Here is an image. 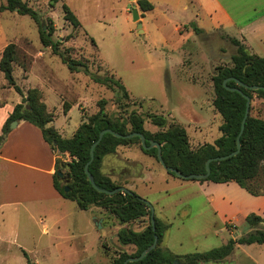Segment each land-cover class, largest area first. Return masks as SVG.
<instances>
[{
    "label": "rangeland",
    "instance_id": "rangeland-1",
    "mask_svg": "<svg viewBox=\"0 0 264 264\" xmlns=\"http://www.w3.org/2000/svg\"><path fill=\"white\" fill-rule=\"evenodd\" d=\"M22 1L37 12L40 21L15 10L0 9V49L8 43L16 46L12 63L15 83L21 91L23 86L42 89L55 125L69 124L72 129L80 114L83 119L94 114L99 109L98 101L104 99L107 114H125L135 109L142 114H161L168 123L180 124L191 149L212 143L221 134V116L208 99L214 96L212 77L216 68L232 64L236 47L221 29L197 34L191 27L183 28L197 23L192 4L188 3L185 10L177 4L144 12L142 33L132 18L129 0ZM4 4L5 0H0V6ZM62 4L76 11L81 26L74 28L63 18ZM124 5L128 6L126 14L122 12ZM254 15L246 11L245 17ZM40 24L45 30L52 25V37L59 40L60 48L87 64L91 72L120 78L127 97L93 82L83 72H70L50 47H43ZM11 90L1 92L0 99L7 97L10 104L11 96L19 94L14 88ZM72 103L76 105L72 106L70 118H66L63 109ZM251 104V113L264 117V100L254 96ZM144 127L158 131L147 118ZM3 142L4 134L0 147ZM61 171L65 173L66 168ZM102 171L147 200L154 209L164 207L172 229L163 243L176 253L207 251L224 244L228 231L237 238L246 228L227 224L226 229L212 212L203 208L200 197L179 188V181L167 184L165 178L174 176L154 156L144 153L139 143L119 145L114 153L104 156ZM58 182L64 183L59 178ZM17 210L0 215V264H26L23 251L34 264H112L120 252L130 254L135 250L133 245L118 240V229L141 231L149 222L146 215L121 224L102 207L83 210L66 199L33 204L28 212L22 207ZM256 246L261 248L258 261L264 264V246ZM241 250L245 249L233 252ZM229 255L201 264H247L238 255Z\"/></svg>",
    "mask_w": 264,
    "mask_h": 264
},
{
    "label": "trees",
    "instance_id": "trees-1",
    "mask_svg": "<svg viewBox=\"0 0 264 264\" xmlns=\"http://www.w3.org/2000/svg\"><path fill=\"white\" fill-rule=\"evenodd\" d=\"M136 2L142 11H150L153 8L152 3L148 0H137ZM0 9L10 11L16 9L17 13L27 14L33 20L40 21L37 12L27 6L22 0H5V4L1 5ZM62 11L63 18L72 27L80 26V21L66 4H62ZM187 27H191L197 34L202 32L194 23L184 26V28ZM53 30L52 25H48L47 30H45L40 24V42L44 47H50L52 53L61 59L70 72H83L93 82L110 89H116L123 97H127V89L120 78L114 77L113 75L115 74L100 75L91 72L87 64L73 58L67 49L60 48L59 40L52 37ZM227 38L236 47L235 53L231 55L232 64L230 66H218L212 77L214 96L211 100V105L221 116L222 122L218 127L221 134L212 143L201 144L195 149H191L189 146L186 130L180 124L168 123L166 117L161 114H142L135 109H131L125 114H107L104 112L106 102L104 99L98 101V111L85 117L71 137H62L54 126L50 124L53 116L47 111L41 91L35 87L29 88L26 93H23L15 83L12 63L15 60L16 46L13 43H8L3 48L0 57V71L3 73L7 83L22 98L21 102L14 106L12 112L5 120L2 126V134H6L9 131V125L13 120H25L38 126L43 138L57 154L55 172L53 174L54 186L63 198L74 201L79 209L86 210L90 206L102 207L115 215L121 224L149 215V222L141 231H134L124 227L118 229V240L124 245H133L135 250L130 254L124 251L120 252L114 258L112 264H124L128 258L138 256L142 250L152 243L155 234L158 236L155 248L147 252L141 259L128 261L127 264H201L225 258L231 254L237 244L258 243L264 245V226L258 227L264 221V217L252 212L245 217L246 226L251 229L247 233L237 238L231 237L226 243L207 251L190 252L181 255L174 254L162 246L163 235L168 224L154 215L155 227L154 229L152 228L150 209L141 200L140 195L129 188L130 192L118 191L113 194L98 191L91 185L84 172V165L90 158L91 145L96 141L101 130L110 128L121 135L139 132L144 136L146 145H149L151 141L159 143L162 158L168 167L176 168L183 174L205 173V162L207 159L227 155L237 148L236 139L245 112L246 99L242 96V93H244L250 97L251 102L243 132L239 137V151L227 158L210 161L208 177L192 180L215 183L234 181L251 195H263L264 117L251 113V103L254 96L264 100V90L261 88L251 90L246 86L260 85L264 87V57L252 53L239 39L232 36H227ZM230 77L232 79L226 81V87H237L241 92L229 90L223 85V81ZM237 81H240L243 85H239ZM146 118L158 128V131L151 132L144 127ZM132 143H139L144 153L157 159V148H144L141 145L139 136L117 137L108 132L104 133L101 140L94 147V157L88 165V170L93 175L98 188L113 190L117 186H124L113 180L111 175L102 171L103 158L108 154L114 153L119 145ZM62 167L66 168L65 173L61 171ZM58 170L62 172V176L57 175L56 172ZM167 173L177 177L171 171H167ZM58 178L63 180L64 183L60 184ZM65 188H68V190L65 191ZM23 254L26 257V264H34L30 261L26 251H23Z\"/></svg>",
    "mask_w": 264,
    "mask_h": 264
},
{
    "label": "crops",
    "instance_id": "crops-1",
    "mask_svg": "<svg viewBox=\"0 0 264 264\" xmlns=\"http://www.w3.org/2000/svg\"><path fill=\"white\" fill-rule=\"evenodd\" d=\"M129 1L132 4L135 3L141 22L144 12L147 11L140 9L136 2L137 0ZM148 1L153 5L150 11H156L161 6L164 8V6L169 7L177 4L185 10L188 7V3H190L196 12L194 18L197 23H193L202 30L201 33L221 29L227 36L235 37L243 42L252 53L264 57V0ZM127 10L128 6L124 5L122 12L126 14ZM73 11V13H76L74 9ZM246 11L253 12L255 14L254 17H245ZM141 28L142 33H145L143 24H141ZM4 47L0 49V57ZM2 74L0 71V93L12 91L11 89L13 87L8 86L7 80L4 75L1 76ZM27 75H29L28 72H26L25 81L28 80ZM1 77L4 78L1 80ZM29 88L35 87L23 86L21 89L25 93ZM38 89L41 91L42 99L45 103L44 93L42 89ZM21 98L19 94L17 97L14 95L11 96L10 104L7 101V97L5 100L0 99V136L2 135V126L5 120L12 112L14 106L21 102ZM208 100L211 104L212 98ZM75 105V103H72L68 108L63 109V115L66 118H70L72 106ZM82 120L83 118H81L80 114L78 123L72 129H69V124L61 126L55 125V117H53L50 124L54 126L62 137L69 138L73 135ZM55 161L56 153L43 138L40 128L28 121L17 120L16 125L4 134V142L0 147V215H4L6 211L8 212L10 210L16 211L17 213L19 207L24 208L28 212L33 204L46 201L59 202L62 199H66L60 195L54 186L53 174L55 172ZM177 179L168 176L165 178V181L167 184L179 181V188L189 190L194 197L195 195L200 197L205 204L203 208L208 213L212 212L225 225L226 229L227 224H233L238 227L246 225L245 217L252 212L264 217V194L259 196L251 195L234 181L215 183L211 181ZM181 202L184 203L183 200ZM154 211L159 219L168 224L163 235L164 240L165 235L172 229V222L167 218L163 206L154 209ZM16 213L12 214V216L15 217ZM250 230L246 226L242 234ZM238 232L240 231L238 230ZM228 233V239L231 237L234 238L229 231ZM163 240V247L169 249L174 254L181 255L180 253L172 251L168 245L163 243ZM257 244H237L233 251L238 248L245 250L237 253L232 251L229 256L238 255L247 264H260L258 256H261V248H258L256 246Z\"/></svg>",
    "mask_w": 264,
    "mask_h": 264
},
{
    "label": "water",
    "instance_id": "water-1",
    "mask_svg": "<svg viewBox=\"0 0 264 264\" xmlns=\"http://www.w3.org/2000/svg\"><path fill=\"white\" fill-rule=\"evenodd\" d=\"M16 11V9H15ZM132 18L134 21L137 22V29H138V32H142V28H141V22L139 20V15H138V11L136 9V5L135 3L132 4ZM228 79H232V77L230 78H227L223 81V85L226 87L225 83ZM237 83L239 85H243L240 81H237ZM247 88L251 89V90H256V89H263L264 90V87L263 86H260V85H248L246 86ZM227 89L229 90H232V91H238V92H241L239 88L237 87H226ZM242 96L246 99V104H245V112H244V116H243V119L241 121V127H240V130H239V133H238V136H237V139H236V144H237V148L236 150L232 151L231 153L227 154V155H224V156H218V157H212V158H209L206 160L205 162V173H202V174H197V173H191V174H183L181 173L178 169L176 168H172V167H168L165 163H164V160L162 158V155H161V147H160V144L155 142V141H151L149 143V145H146L145 144V138L144 136L139 133V132H131L129 134H126V135H121V134H118L116 132H114L112 129L110 128H105L103 130H101L98 134V137L96 139V141L93 142V144L91 145V148H90V158L89 160L85 163L84 165V172L85 174L87 175L91 185L98 191H103L105 192L106 194H113L115 192H118V191H125V192H130V190L125 187V186H117L116 188H114L113 190H102L100 188H98V186L96 185L95 181H94V177L93 175L89 172L88 170V165L92 162L93 160V157H94V154H93V150H94V147L97 145V143L101 140L102 136L104 133H111L117 137H132V136H139L140 138V142H141V145L144 147V148H151V147H156L157 148V159L159 161V163L161 164V166L167 170V171H171L173 172L177 177L179 178H182V179H185V180H192V179H204V178H207L209 173H210V169H209V163L210 161H213V160H219V159H224V158H227L229 156H232L234 154H236L238 151H239V148H240V143H239V137L241 135V133L243 132V129H244V124H245V120L249 114V108H250V102H251V99L248 95L242 93ZM17 123V120H13L11 122V124L9 125L10 128L14 127ZM57 175L58 176H62V172L60 170H58L57 172ZM68 188H65V191H67ZM141 200H143L145 202V204L149 207L150 209V223H151V226L152 228L154 229L155 227V219H154V208L153 206L147 201L145 200L144 198L140 197ZM262 225L264 226V221L261 222ZM157 240H158V236L155 234L153 236V241L150 245H148L144 250L141 251V253L138 255V256H135V257H130L128 258L124 264H127L128 261H136V260H139L141 259L142 257H144L146 255L147 252H149L150 250H152L153 248H155L156 244H157Z\"/></svg>",
    "mask_w": 264,
    "mask_h": 264
}]
</instances>
